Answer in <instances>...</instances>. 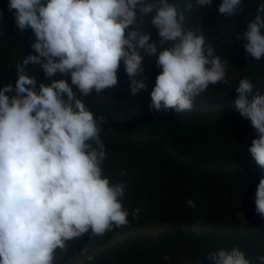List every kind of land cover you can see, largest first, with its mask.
Segmentation results:
<instances>
[{
  "label": "clouds",
  "instance_id": "9594fccd",
  "mask_svg": "<svg viewBox=\"0 0 264 264\" xmlns=\"http://www.w3.org/2000/svg\"><path fill=\"white\" fill-rule=\"evenodd\" d=\"M212 3L186 0L185 10ZM8 9L15 10L17 29L33 32L36 54L16 64L14 85L0 88V264H54L55 250L66 241L125 226L129 215L120 201L126 185L110 183L102 171L106 152L98 120L73 86L81 96L116 86L123 62L130 92L139 94L147 87L137 79L145 72L143 52L161 69L150 109L182 112L210 84L227 83L226 67L202 32L184 26V13L169 0H9ZM218 11L233 16L241 0H222ZM153 12L160 47L136 28L138 13L143 22ZM262 30L264 3L243 36L237 34L256 61L264 57ZM28 65H39L50 82L38 83ZM56 73L70 76L71 84L51 79ZM235 92L234 109L257 133L249 152L261 171L255 211L264 217V94L253 95L248 78ZM187 204L195 207L192 199ZM140 211L134 209V217ZM207 260L251 264L235 247L210 251ZM258 261L264 264V255Z\"/></svg>",
  "mask_w": 264,
  "mask_h": 264
},
{
  "label": "trees",
  "instance_id": "16d2710c",
  "mask_svg": "<svg viewBox=\"0 0 264 264\" xmlns=\"http://www.w3.org/2000/svg\"><path fill=\"white\" fill-rule=\"evenodd\" d=\"M185 2L169 0L184 13V26L202 32L225 63L227 83L210 84L194 98L190 110L150 109V92L161 69L155 57L141 52L145 72L137 79L146 80V90L136 95L130 92L121 62L116 86L79 97L101 128L104 176L110 183L126 185L120 201L129 213L128 223L113 229L167 227L156 235L124 238L84 264H210V251L234 247L251 264H259L258 257L264 255V217L255 211L261 171L249 152L257 133L234 109L235 88L241 79L248 78L254 92L264 88V57L256 61L246 53V41L237 39L264 0H241V11L230 17L218 11L222 0L194 11L185 10ZM8 3L0 0V88L14 85L16 64L36 54L30 47L33 32L17 29L15 10L9 11ZM154 15L140 22L138 13L136 28L151 33L150 42L160 47L158 31L151 23ZM27 67L38 83L50 82L39 65ZM51 79L71 84L70 76L60 73ZM189 199L195 202L194 208L188 206ZM137 208L141 211L134 217ZM196 225L206 229H194ZM87 240V233L68 240L62 262L81 253Z\"/></svg>",
  "mask_w": 264,
  "mask_h": 264
},
{
  "label": "rangeland",
  "instance_id": "374dc122",
  "mask_svg": "<svg viewBox=\"0 0 264 264\" xmlns=\"http://www.w3.org/2000/svg\"><path fill=\"white\" fill-rule=\"evenodd\" d=\"M73 91L77 93V97L79 98L81 94L79 91L73 86ZM264 94V88H261L257 92H254L255 94ZM251 98V97H249ZM196 225L194 229H203L206 227ZM203 227V228H201ZM167 228L163 225H156V226H150L147 228H133V229H117V230H110L106 231L104 234L92 236L91 230L87 233L88 240L84 243V249L81 253L75 255L72 259L62 262L63 257L66 253V246L68 241L65 243V247L63 249H56L54 254V264H84L89 258L94 256L95 254L100 253L101 251L107 249L108 247L119 243L124 240V238L133 236V235H141V234H158L160 231Z\"/></svg>",
  "mask_w": 264,
  "mask_h": 264
}]
</instances>
